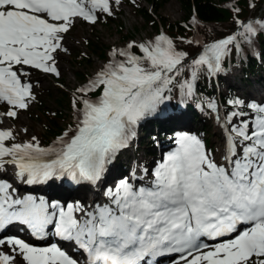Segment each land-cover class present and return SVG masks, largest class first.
I'll list each match as a JSON object with an SVG mask.
<instances>
[{
    "label": "snow or ice",
    "instance_id": "1",
    "mask_svg": "<svg viewBox=\"0 0 264 264\" xmlns=\"http://www.w3.org/2000/svg\"><path fill=\"white\" fill-rule=\"evenodd\" d=\"M121 3L0 0V105L7 109L0 124L36 101L33 72L61 77L57 55L69 51L64 42L76 23L95 25L99 14L112 17ZM236 24L241 31L205 45L191 60L163 33L113 48L75 90V124L51 145L42 147L35 136L17 143L13 129L0 128V172L11 166L27 185L65 177L77 185L97 184L135 138L139 123L164 114L161 106L174 89L182 100L194 97L201 74L218 75L232 49L240 53L238 37L251 44L254 23ZM255 24L264 29L261 21ZM227 104L232 110L222 122L215 101L207 104L225 134L219 159L197 136L179 133L176 149L158 163L146 186L121 179L106 191L109 202L103 205L15 196L12 183L0 179V264H80L58 243L37 246L8 235L13 226L37 241L47 239L51 228L59 241L86 255V264H161L164 257H174L173 264H264V104L239 98ZM147 175L144 169L139 179Z\"/></svg>",
    "mask_w": 264,
    "mask_h": 264
},
{
    "label": "rangeland",
    "instance_id": "2",
    "mask_svg": "<svg viewBox=\"0 0 264 264\" xmlns=\"http://www.w3.org/2000/svg\"><path fill=\"white\" fill-rule=\"evenodd\" d=\"M127 1L129 2L128 4L122 2L121 5L115 6V14L112 16V26H106L102 23L104 20V14H99L100 19L95 25L84 21H78L76 23L75 27L67 34V38L64 42L69 51L67 53L61 52L57 55L58 68L61 72V77L57 78L54 75L42 74L39 72L32 73L30 80L34 87V94L37 97L36 101L30 104L29 109L21 110L17 119L5 118V126L0 127L13 129L16 136L15 142H27L32 136H35L39 140L40 137L43 136L44 131L39 125L41 117L38 116V110L35 108V105L38 102H41L46 108L63 114V120L59 121L63 130L62 134L64 131L68 130L69 126H74L75 114L71 105L73 94L77 88L85 85L88 80L100 70L101 66L108 61L111 50L113 48H125L130 42L143 43L149 40H154L157 35L163 33L161 29H156L152 24H147L140 17L138 10L143 7H148V5L140 3V0H135V2H133V0ZM215 1L227 8H230L229 6H232L233 4L232 0ZM118 11L121 12V15L117 14ZM150 12L153 13L154 11ZM183 14L184 13L178 1L170 0L157 15L161 18L162 22L170 24L180 22L184 17ZM122 26L124 30L121 34L118 30ZM239 30H241V28H239ZM123 36H127V39H122ZM91 41L97 46L95 51H93L92 48L88 49L86 47L85 42ZM211 42L208 44H211ZM102 51L105 52L104 58H100L99 56ZM83 53L91 54V56L89 58V63L81 66L78 65V61ZM223 76L226 78L229 85L238 90V94L245 101L264 104V72L249 79V83H247V78H243L240 65L224 70ZM219 88L220 92H226L227 86L224 84ZM59 101L63 104L59 105ZM222 107L224 106L218 104L220 112ZM6 110L7 109L3 105H0V112ZM225 114L226 113L223 112L222 116L224 117ZM251 115L252 114L249 113V116ZM177 122L180 124L178 130H191L195 136L204 142L205 146L207 145L206 148L211 151L214 156L216 155L217 150L222 149L225 134L220 123L217 122L216 113L213 111L210 110L208 117L202 115V121H195L190 113H186L183 114V116L181 115ZM203 127L204 130L210 132L209 140H207V137L202 133ZM25 129H27V132L24 131ZM157 131L159 130L156 128L154 130L156 135H158ZM139 136H142L141 132ZM219 141L220 145H218ZM208 142L210 144H208ZM132 147H130L131 149L128 153H125L122 158L127 165L132 161L134 162L137 160V163L142 166L140 168L144 171V169L148 170L150 166L156 168L158 163L161 162V153L158 151L157 146L154 149L156 156L152 157L147 156L146 151L140 147L139 143H137L134 149H132ZM110 167L112 168V165H110ZM6 172L13 177L14 170L11 166H6ZM148 174H150L151 180V172H148ZM14 179H16L15 176ZM65 192L66 191H63L58 194L51 193L50 195L57 200L60 197L62 202L75 199L73 196L64 194ZM80 196H84V200L78 202L83 205V202L86 201L85 204L88 205L89 196H85L84 194Z\"/></svg>",
    "mask_w": 264,
    "mask_h": 264
},
{
    "label": "trees",
    "instance_id": "3",
    "mask_svg": "<svg viewBox=\"0 0 264 264\" xmlns=\"http://www.w3.org/2000/svg\"><path fill=\"white\" fill-rule=\"evenodd\" d=\"M168 1L170 0H140V3H144L148 7L139 9L138 13L147 24H152L156 29H161L164 35L171 38L177 50L187 52L189 60L195 58L209 42L225 39L229 35L241 31L242 29L239 30L240 27L236 24V19H239L244 23H254L257 28V35L251 39L253 41V38H255L258 47L253 52L251 49L252 42L248 44L238 37L241 51L237 54L235 48H233L231 54L225 58L223 68L228 69L240 65L243 78L248 79L247 83L250 82L249 79L264 72V29L255 24L256 21L264 23V0H232V6L240 9L239 14L235 13L231 7H224L215 0H177L184 17L180 22L170 24L162 22L157 15ZM122 2L129 3L127 0H122ZM117 14L121 15V12L118 11ZM112 20V17L104 15L102 23L106 26H112ZM193 20H195V23H193ZM123 30L122 26L118 31L122 34ZM125 38L127 39V36L122 37V39ZM188 40L198 41L199 43L189 45L186 43ZM85 43L88 49L96 50L97 46L94 42ZM136 51L139 54L138 49ZM90 56L91 54L83 53L79 57L78 65L88 64ZM99 56L104 58L105 52L102 51ZM220 82L222 85L227 86L226 92H220L213 76L209 77L206 73L201 74L197 80L196 95L194 97L182 100L179 91L174 89L170 94V99L161 106L162 109H165L163 115L157 114L139 123L137 127L141 128L142 136L138 138V141L140 147L146 151L147 156H156V152H154L156 144L165 145L169 143L171 137L178 130L180 124L177 121L180 116L176 117L173 114L190 113L195 121H202V115L205 117L209 115L210 111L207 104L210 101H215L218 104L222 103L225 113L232 110L227 104L228 99L239 98L245 104L250 103L240 97L238 90L229 85L221 73ZM58 104L62 105L63 103L59 101ZM35 108L38 110V116L41 117L39 125L44 131L39 141L42 146L46 147L62 134L63 130L59 121L63 120V114L44 107L41 102L36 103ZM243 111L250 113L247 108H244ZM169 117L173 118L170 119ZM156 128L159 130L157 131L158 135L154 133ZM202 133L209 140L210 132L204 130L203 127ZM208 144L210 143L208 142ZM126 170L127 167L125 169L120 167L119 176L126 174Z\"/></svg>",
    "mask_w": 264,
    "mask_h": 264
},
{
    "label": "bare ground",
    "instance_id": "4",
    "mask_svg": "<svg viewBox=\"0 0 264 264\" xmlns=\"http://www.w3.org/2000/svg\"><path fill=\"white\" fill-rule=\"evenodd\" d=\"M5 120L6 119H4L3 124H0V127L5 126ZM218 145H220V141L218 142ZM215 156L218 159L220 158V150L216 151ZM129 158H131V157H129ZM138 165H139V168H138ZM126 167L128 168L127 178L129 179L130 183H133L136 187L146 186L148 184V182L150 181V174L145 176L143 180L139 179L140 177L144 176V171H143V169L140 168L142 166H140V164L137 163V160H135L134 162L132 161L131 163L126 165ZM119 169H120V167H116L112 171V173L110 174L109 178H107V179L102 178L97 184L94 185L96 191H99L100 196H101V199H100L101 201H99L97 204L103 205V204L109 202L105 193L109 188L114 189L115 184L120 181L121 175L119 176ZM154 169L155 168L153 166H150V168L148 169V172L152 173V171ZM133 173H135L136 179H133ZM14 175H15L14 172H13V177H12V175L10 176L8 174V172H6V171L0 172V178L5 179L8 182L12 183L13 187L17 190L16 193H14V195H20V194L24 195L25 191L27 190V187L25 186V184H23V182L18 181L17 179H14ZM42 186H44V184ZM45 187L43 188V190H44L43 195H45V196L42 198L48 200L49 202H51L53 200L52 196L50 195L51 193L58 194V193H61L63 191H66L64 194H68L70 196H73V198H75L73 200H77L80 202L84 200V198H83L84 196L83 197L80 196L81 194L78 193V191H79L78 189H74L71 187V188H66L65 190L56 191L55 188H52L50 186L47 188H45ZM29 190H30V188H29ZM63 196H65V195H63ZM58 201L62 202L60 197L58 198ZM85 203H86V201L83 202L84 206H86V207L90 206V204L86 205ZM93 205H95V204H93Z\"/></svg>",
    "mask_w": 264,
    "mask_h": 264
}]
</instances>
